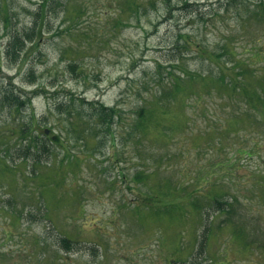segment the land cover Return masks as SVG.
Masks as SVG:
<instances>
[{
    "label": "rangeland",
    "instance_id": "obj_1",
    "mask_svg": "<svg viewBox=\"0 0 264 264\" xmlns=\"http://www.w3.org/2000/svg\"><path fill=\"white\" fill-rule=\"evenodd\" d=\"M53 1L45 12L41 39L25 41L20 53L12 55L7 53L9 41L32 29L41 0H0V147L9 152H0V264H173L167 262L173 259L264 264V219L245 205L248 201L239 196L240 208L227 216L210 207V189L199 194L213 182L201 177L206 165L219 163L218 152L207 145L208 121L214 118H203L206 107L196 105L187 111L186 120L195 126L184 124L189 139L182 146L189 153L175 157L181 145L172 142L162 149L168 158L158 159L160 167H152L148 153L147 160L138 159L136 148L144 155L143 144L137 146L132 137L136 111L153 105L152 94L159 93L154 87L157 72L168 77L164 59L170 57L169 50L176 45L182 54L179 61L192 70L206 66L196 56L197 42L216 51L228 39L242 50V44L264 35V19L249 14L255 15L259 0H189L185 8L179 0H171L174 8H167L163 0L156 6L144 0L126 13L125 0H58L57 8ZM118 14L124 21L120 27L115 26ZM187 36L193 38L192 45L184 43ZM7 91L30 99L10 117L1 106ZM90 101L101 103L113 118L105 143L99 137L90 139L91 134L90 140L77 139L67 126L66 120L72 118L68 112L77 114L75 108L84 104L86 113ZM29 114L59 136V143H48L51 154L39 150L25 157L22 141L3 139L11 135L6 122L16 126ZM96 116L92 107L84 115L83 127L90 128L88 118ZM175 120L180 124L178 115ZM168 126L174 135V125ZM101 127L97 122L98 136ZM199 146L202 151L196 150ZM256 158L248 159V164L254 167ZM192 159L198 163L190 164ZM197 166L204 170L190 183L195 177L190 172ZM138 169L147 175L155 194L135 179ZM223 185L215 189L217 195L223 194ZM149 196L156 200L153 211L147 201H140ZM243 213L255 219L249 228H241L243 237L254 243L248 250L232 237L225 222L229 217L242 227ZM206 228H212V234L201 253L199 241ZM64 235L79 240L74 249L66 251L59 244ZM93 242L98 244L96 251Z\"/></svg>",
    "mask_w": 264,
    "mask_h": 264
},
{
    "label": "trees",
    "instance_id": "obj_2",
    "mask_svg": "<svg viewBox=\"0 0 264 264\" xmlns=\"http://www.w3.org/2000/svg\"><path fill=\"white\" fill-rule=\"evenodd\" d=\"M139 1L144 0H125V2L128 3L127 9L123 10V8L120 7L119 14L122 10L125 13L131 10L135 11L140 6ZM145 1L152 6H156L159 0ZM163 1L167 8H174L171 0ZM179 1L182 4L181 8L190 6L189 0ZM50 3L51 0H41L39 11H37L38 15L33 21L32 29L24 32L23 36L14 34L9 41L7 53L12 52V55H17L20 53L25 41L35 42V38L41 39L46 24L45 12L49 9ZM53 3L57 8V4H60V1L54 0ZM116 3L117 1L115 4ZM256 5L257 6L253 8L255 10V15L251 12L249 14L254 16L258 21L263 20L264 1L259 0ZM52 10H54V7H52ZM119 14L115 18V26L120 27L124 21L120 20ZM263 37L264 35L259 39L254 38L249 41L247 45L242 44L240 47L243 49H239V51L233 46L235 44L229 43L228 39H226L220 50L216 51L206 48L198 42L195 43V45L198 46L196 50L197 58L203 63L206 62V66L202 70H192L184 66V64L179 61L182 54L177 51L175 45L173 50H169L170 57L164 59L165 62H167V66L166 63L163 64L166 66L164 69H169L168 72H166L168 77H162L161 72H157L158 81H155L154 87L159 89V93L156 95L152 94L155 99L153 105L148 108L141 106L136 111L138 121L132 128L133 141L136 142L137 146L143 144L142 146L144 148L142 151L144 155L136 148V151L141 156V158L138 159L140 161L145 159V155L148 153L146 156H151L152 167H160L157 162L158 159L165 161L168 158L167 152H163L162 149L164 146L168 147L172 142L176 145H181L179 147L180 152L175 153V157L187 155L189 153L188 149L182 146L183 143L189 139L186 134L187 127H184V124H191V129H195V126H192L190 120H186L187 117L190 116L187 111L191 110L192 112V110H195L196 105L206 107L207 109L203 111V118L209 119L211 116L214 118L213 122L208 121L207 131L211 133V142L210 145H207L211 150L218 152L217 159L219 163H215V165H206L205 174H202L201 177L207 180H213V182L206 186L204 190L200 189L199 194L205 192L208 194V190L210 189V195L207 198L209 204H211L210 207L215 208V211L220 213H228L227 216L232 214L235 209L240 208L237 200L238 197L241 196L248 201V204L245 205L248 207L250 204L252 209L256 210L261 218L264 219L263 215L258 211L259 207L262 206L261 210L263 209L262 212L264 213ZM192 39L193 38L190 36H187L184 43L192 45ZM174 51H177L179 54H174ZM74 67H76V65H74ZM178 67H180L181 70L178 69ZM181 71L182 74H179ZM3 100L4 102H1V106L2 108H7L8 117L12 116V112L20 113L22 109L27 107V103L30 102V99L28 101L25 95H18L14 91L4 92ZM211 106H213V109H211ZM92 107L97 116L87 117L89 119L87 124L90 128H84V115L88 113ZM103 108L104 106L101 105V103L96 104L90 101L86 113L84 104H82L80 108H75L78 111L77 114H72L73 112L69 111L68 114L70 117L72 116L71 120H66L69 130L76 135L75 137L77 139L83 140L84 138L85 141V137L88 138V136L93 135L90 139H97L99 137V139L105 143L109 131L108 125L112 124L113 118L108 111H103ZM175 114L178 115V119L180 120V124L178 125H176L177 121L175 117L177 115ZM97 122L98 124L100 123V126L102 125L101 131H103L99 136L97 134ZM7 124H10L12 127L9 130L11 135H6L3 139L10 141L12 138H16V140L22 141L25 157L31 156L32 154L36 155L39 150H45L46 153L51 154L52 150L48 143H59V136L55 135V131L50 127H45V124L41 125L39 119L34 114H29L27 121L17 123L16 126H13L12 122H6L4 125ZM169 124H173L174 130L176 129L177 131L171 136L168 129L172 127H169ZM85 131L89 133H85ZM1 133L0 131V138L3 137ZM20 141L19 144L17 143L19 147ZM145 141L148 142V144L144 143ZM6 145L7 147L11 146V144ZM196 150L202 151V147L199 146ZM1 151L4 154L9 153L2 149L0 152ZM255 156L259 158L255 159L257 164L253 167L251 164H248V159ZM196 163H198V159H192L190 162V164L193 165ZM244 163L246 164L242 167L235 166ZM194 169L195 170L190 173L193 176L195 175V177L189 178L190 183L198 181V179L195 178L198 177V174L203 172L204 166L201 169H199V166ZM245 172L251 174L245 176ZM134 177L138 182L145 184L150 191L151 189H155L153 185L147 184V175L143 170L138 169ZM221 182H225L226 185H223L221 192L223 194L217 195L215 189L220 186ZM177 188L179 189V187ZM151 192L153 194L156 193L155 190ZM197 192L198 188H195L193 193L194 196L198 195ZM159 193H162L161 190H159ZM262 199L263 202L261 203ZM140 201H147L153 211V205L156 203V200H154L152 196H149L148 200L146 197H143ZM228 218L225 219V222L232 231V237L240 239V245H244L248 250L254 243L249 241L248 238L243 237L241 228H249L250 224L253 221L255 222V219H247L243 213V224L241 227L237 226ZM73 243L74 242L67 237L59 239V244L66 250H72L75 247ZM93 249L96 251L95 246Z\"/></svg>",
    "mask_w": 264,
    "mask_h": 264
}]
</instances>
